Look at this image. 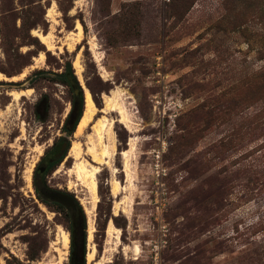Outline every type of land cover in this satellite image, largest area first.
Segmentation results:
<instances>
[{
  "label": "rangeland",
  "instance_id": "obj_1",
  "mask_svg": "<svg viewBox=\"0 0 264 264\" xmlns=\"http://www.w3.org/2000/svg\"><path fill=\"white\" fill-rule=\"evenodd\" d=\"M170 1L0 0V264H72L67 214L33 184L48 160L49 187L84 209L86 264H264V0L182 17ZM87 89L96 121L79 132ZM81 162L99 168L95 205Z\"/></svg>",
  "mask_w": 264,
  "mask_h": 264
},
{
  "label": "trees",
  "instance_id": "obj_2",
  "mask_svg": "<svg viewBox=\"0 0 264 264\" xmlns=\"http://www.w3.org/2000/svg\"><path fill=\"white\" fill-rule=\"evenodd\" d=\"M197 0H171L169 7L174 11V14L180 15L181 17L187 14ZM69 70L72 73L74 82L79 85V82L73 72V67L70 64L68 66ZM63 82L68 85L70 88H73L72 81L66 75L63 77ZM258 85L261 88H264V69L258 76ZM80 89L82 90L81 86ZM81 106L77 102L76 94L72 97V110L68 115L67 121L73 120L74 128L77 127L83 111H84V94L80 96ZM48 99L46 97L42 98L37 106V114L41 118H45L48 114ZM80 108V109H79ZM57 164V161H41L36 166L33 174V184L37 196L45 204H48V199L54 200L50 197V193L53 191L47 182V176L52 171V169ZM227 182V181H226ZM227 185H230L227 182ZM61 193V192H60ZM63 193V192H62ZM67 194V193H64ZM74 198V201L77 205L76 209H68L64 204L59 201L54 200L57 204L66 212L69 219L68 229L70 231L71 237V261L72 264H86V245H87V219L82 205L79 203L75 196L70 195Z\"/></svg>",
  "mask_w": 264,
  "mask_h": 264
},
{
  "label": "bare ground",
  "instance_id": "obj_3",
  "mask_svg": "<svg viewBox=\"0 0 264 264\" xmlns=\"http://www.w3.org/2000/svg\"><path fill=\"white\" fill-rule=\"evenodd\" d=\"M36 35L42 40L43 43L47 44L49 49H51L52 47L55 46V44L52 42L49 34H44V33L40 32V31H36ZM81 35H82V28L79 26L78 39L81 38ZM78 68L81 70L79 65H78ZM86 95H87V97H86V108H85L84 114H82L83 116H82V118H81V120L79 122V125H78L79 132L83 131L87 127V125L89 123H94L96 121L95 120V115H96L97 107H96L95 102L93 100L92 94H91V92L88 89L86 90ZM116 95H117V92L115 91V92H113V97H109L108 98V102H109L108 106H110L111 109L112 108L114 109L117 106L116 102L115 103L114 102L111 103V101L113 100V98ZM18 97H19V94L15 93V98H18ZM120 112L122 113L123 120H125L126 119L125 110L123 108H120ZM105 127H106V122L101 120V119H99L97 121V123H95V125H94L95 132L97 133V136H98L99 144L102 146L101 147L102 156L103 157H105V156L108 157V155L110 154V148L107 145V143H105V141H104L105 134L107 132V131L105 132ZM75 149L77 151V155H79L80 151L77 150L78 147H75ZM89 151L93 155L95 161H103V158L99 156L98 151H97L95 146L90 147ZM123 153H124V155L126 157L128 156V151H124ZM77 170H78V173H79L80 177H82L80 179H83L85 181V183H87L88 186L90 187V189H91V191L93 193V196H94L93 205H95L97 200H98L97 199L98 181H97V178H96V173L99 171V168L96 167V168H93L92 170H89L87 168L86 164L81 162V163H79L77 165ZM32 171H33V168H30L29 171H28V175H27V182L29 183V185H32ZM88 213H89V215H91V211L90 210H89ZM90 224H91V227H90V237H91L92 229H93L92 220H90ZM113 228H114V224L111 223L110 231H112ZM64 237H65V241L67 242L69 240V235L65 234ZM92 256H93L92 253L88 254V258L89 259H91Z\"/></svg>",
  "mask_w": 264,
  "mask_h": 264
},
{
  "label": "water",
  "instance_id": "obj_4",
  "mask_svg": "<svg viewBox=\"0 0 264 264\" xmlns=\"http://www.w3.org/2000/svg\"><path fill=\"white\" fill-rule=\"evenodd\" d=\"M65 144H61L58 146L57 148V153L59 154L64 148H65ZM50 197L56 201L61 202L62 204H64L68 209H76L77 205L74 201V198L68 194H64V193H60V192H56V191H52L50 193Z\"/></svg>",
  "mask_w": 264,
  "mask_h": 264
}]
</instances>
